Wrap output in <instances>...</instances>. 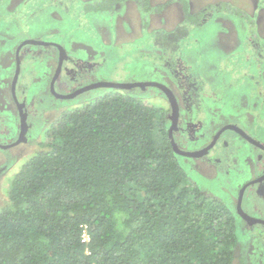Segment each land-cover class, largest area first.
I'll return each instance as SVG.
<instances>
[{"label": "rangeland", "instance_id": "374dc122", "mask_svg": "<svg viewBox=\"0 0 264 264\" xmlns=\"http://www.w3.org/2000/svg\"><path fill=\"white\" fill-rule=\"evenodd\" d=\"M98 2L104 5L103 0L0 3V101L7 105L8 114L0 128L2 141L12 138L9 132L17 130L9 86L16 48L30 39L47 44L44 48L23 46L20 53L18 86L24 88L20 96L33 101L30 114L34 117L32 133L36 135L0 150V206L7 200L5 192L10 180L44 142L47 127L62 114L113 91L92 89L74 99L58 101L48 87L42 90L39 70L48 84L57 69L55 46H61L69 59L55 83L57 93L74 91L66 84V70H72L69 80L73 83L80 77L87 84L158 82L177 93L181 117L173 138L178 144L190 146L191 151L203 149L225 125H236L264 143V0H149L148 12L143 8L144 0H125L111 12L96 7ZM183 4L200 23L185 22ZM164 35L166 39L162 40ZM157 59L165 60V65ZM130 93L167 113L168 104L160 90L133 89ZM227 138L234 139V135L224 132L217 146L227 141L228 151L220 153L216 148L209 154L220 160L217 164L221 171L210 169L201 162L202 157L179 161L185 165L189 180L233 211L240 183L223 173V152L229 158L233 153ZM250 152L258 157V153ZM253 155L244 158L243 150L236 156L248 159L253 167L257 164ZM260 160L259 166H263L264 157ZM244 176L255 175L247 171ZM246 196L247 193L244 208ZM249 230L238 222L237 247H243V251L237 257L243 254L246 264H264V230Z\"/></svg>", "mask_w": 264, "mask_h": 264}, {"label": "trees", "instance_id": "16d2710c", "mask_svg": "<svg viewBox=\"0 0 264 264\" xmlns=\"http://www.w3.org/2000/svg\"><path fill=\"white\" fill-rule=\"evenodd\" d=\"M108 92L49 125L8 183L0 264H246L238 220L188 179L163 109Z\"/></svg>", "mask_w": 264, "mask_h": 264}, {"label": "flooded vegetation", "instance_id": "af4514ba", "mask_svg": "<svg viewBox=\"0 0 264 264\" xmlns=\"http://www.w3.org/2000/svg\"><path fill=\"white\" fill-rule=\"evenodd\" d=\"M30 40H32V39H30ZM33 41L40 42V41H37L35 39ZM40 43H42V42H40ZM33 46L38 47V48L39 47L44 48L47 46V44H45V45H39V44L37 45L36 44ZM17 48H16V50H17ZM22 48L20 49V53H21ZM57 53H58V59H59V52H57ZM66 57L62 61L61 71L63 70V66H65L67 63H69V59H67ZM58 59H57V63H58ZM157 60H160V59H157ZM164 62H165V60H163L162 65ZM14 64H15V57H14ZM74 65H76V64H74ZM32 68L34 69V67H32ZM14 71H15V67H14ZM39 72H40V75H38V74L37 75L39 78L38 79L39 85H41L42 90H45V87H48L50 89L49 92L51 94H53V93L56 94L53 97L55 99H57L58 101L69 100L72 98L74 99V97H76L77 95L79 96L82 94H87V92H89V91H82V89L93 84V83L87 84L86 81L84 79H82V77H80L79 80H77L76 82L74 80V83H73L71 80H69V78H72V76H71L72 70L71 71L66 70V74H67L65 76V77H67V79L65 78L66 84H69L70 89H72L74 91L73 92L69 91L70 93L68 92V93L60 94L59 92L58 93L56 92L55 87H54V90H52L50 88L49 83L51 81L48 83L49 85L47 84V82L45 81V75L43 76V71L39 70ZM7 74L8 75L11 74L10 70H7ZM13 75H14V72H13ZM13 75H12V77H13ZM19 76H20V74H19ZM83 80L85 83L81 84V83H83ZM30 82H31V80H30ZM11 83H12V79L9 82L10 88H11ZM129 83L133 84L136 82H129ZM140 83H158V82L140 81ZM18 84H19V77H18V81L16 83V88H15V97L17 99V103L14 101V98L12 97V94H11V99L13 100L12 105L15 106V119H16V122H15L16 126L15 127L17 130L16 131L12 130L11 132H9V135L12 136V138L6 139L5 141H2L0 139V150H7V149H10L11 147L17 146L14 144L18 141L19 136L21 135L22 132L25 133L24 137H25L26 141H27V138L29 141L32 136L36 135V133H34V132L32 133V130H33L32 126H34L32 119L34 117H32L30 114V105L32 104L33 101L30 102L29 101L30 99L28 100V99L22 98L20 96V93L23 91L24 88H22V85L18 86ZM54 86H55V84H54ZM147 88H152V89H156L159 91L158 88L149 87V86L144 87V88L134 87V88H131L130 90H127V91L130 92L133 89H139L141 91L145 90V92H146ZM169 90L172 92V94L174 95V97L176 98V101H177L179 115H178V120H176V124H177V128H178V126L180 128L179 121H180V117H181V112H180L181 109H180L177 93H175L173 89L169 88ZM10 93H11V91H10ZM80 93H82V94H80ZM159 94L165 98V100L167 101V104H168V111H167V113L165 112L166 113V122L165 123L168 125L167 135L169 138L168 130L171 127V120H170L171 112L169 113L170 104L162 92ZM58 96H68V97L66 99H62V98H59ZM15 103H16V105H15ZM22 103H24V104H22ZM6 112H7V105H4L2 100H1L0 101V123H1L0 128L4 127L2 125L7 120L8 114ZM35 119H36V117H35ZM13 120H14V118H13ZM41 120H42V118L39 120V122H38L39 124H40ZM220 129L214 134L213 139L211 140L210 144L212 143V141H214V138L217 136V133L220 131ZM224 132H226V131H224ZM224 132L221 133V135L218 137L217 141L215 142L216 146L214 144V146L211 148V150H215L216 148H218V149H220V153H222L223 150L228 151L226 148L227 141L220 143V147L217 146L220 139L222 138ZM230 132L234 135V139L227 138L226 140H229V146L231 145L229 150H230V152H233V153H231L232 156H230V158H229V156L226 154V151L223 152V154H224L223 160H224V165H225V169H223V171H224L223 173L229 174L230 176H234L233 182L239 181V183H240V188H239L237 195H236L235 209L233 210L234 212L233 211L232 212L236 216V219L238 220L239 224H241L244 228H246V226L249 227V229H250L249 232L253 233L258 229L264 230V165L259 166L261 164V162H259V161H261L260 159H262V157H264V143L258 139L259 138L258 136L256 138L252 137L246 131L244 132L246 135V138L238 135L234 131H230ZM174 133H175V131H173L172 136H175L177 134V131H176L175 135H174ZM173 140H174L176 146L178 147V149L181 151L192 152V151L198 150L197 148H195L191 151V150H189V149H191L190 146L183 145V144L180 145V142L178 144L174 138H173ZM233 142L236 144H233ZM207 144L205 145V147H207ZM199 149H201V148H199ZM250 149L252 151L258 153V157H257V155H253L250 152ZM211 150H209L207 152V154L204 155V157L200 158V160L204 164H207L210 167V169H213L214 171L215 170L221 171L219 169L218 164H217L218 162H220V160L215 159L214 157L210 158V156H209ZM243 150H244V158H246L248 156V154H251L254 156V159L257 160V162H256L257 164L255 166L252 167L251 163H249L248 159L237 158L238 154H240V152H243ZM237 152H238V154H237ZM180 157H181V160H183L185 162L189 161L190 159H196V158H190V157H186V156H180ZM232 164L235 166H232ZM244 171L245 172L248 171V172H250V175L253 174L255 176L252 178L251 177L247 178L248 175L244 176L245 175ZM243 172H244V174H243ZM258 178H261L260 181L255 183L256 179H258ZM249 182L254 183V184L249 185L250 184ZM245 185H249V186L246 187L244 189V192H243V200L245 199V194L247 193L246 208L242 207L244 214H245L244 215L245 218H243V217H240L236 214V205H237L238 195H239L241 189L243 188V186H245ZM243 200H242V206L245 205V203H243ZM246 218L256 220L257 222L255 223L252 220H247Z\"/></svg>", "mask_w": 264, "mask_h": 264}, {"label": "water", "instance_id": "95a60500", "mask_svg": "<svg viewBox=\"0 0 264 264\" xmlns=\"http://www.w3.org/2000/svg\"><path fill=\"white\" fill-rule=\"evenodd\" d=\"M45 45L44 43H40V42H36L33 40L30 41H25L23 42V44L19 45L16 52H15V71H14V75L12 77V83H11V88L10 91L12 93V97L14 98V101L17 103V99L15 97V88H16V83L18 81V77L19 74L21 72V57H20V49L23 46H27V45ZM58 51H59V59H58V64H57V69L56 72L50 82V88L52 90H54V84L57 81V79L60 76L61 73V65H62V61L63 59H65V51L63 50V48L61 46H56ZM156 87L158 88L166 97V99L168 100L169 104H170V112H171V116H170V120H171V127L168 130L169 133V142L174 150V153H177L180 156H186V157H190V158H200L203 157L205 154H207V152L209 150H211V148L214 146L215 142L217 141L218 137L221 135V133H223L224 131H234L236 132L238 135L243 136L246 138L245 133L236 125H225L223 126L220 131L217 133V136L214 138V141H212V143L210 145H208L207 147L197 150V151H192V152H185V151H181L178 149V147L176 146L174 140H173V131L177 130V124H176V120H178V115H179V110H178V105H177V101L176 98L174 97V95L172 94V92L163 84L160 83H140V82H136V83H114V82H98L92 85H89L85 88L82 89V91H88V90H96V89H109V90H116V91H127L130 90L131 88L134 87H140V88H144V87ZM69 96V95H68ZM68 96H58L59 98L62 99H66ZM24 104V103H22ZM20 112V111H19ZM25 133L22 132L21 135L19 136L18 141L14 144V145H18L21 142L25 141V137H24ZM261 178L256 179L255 183H257L258 181H260ZM254 183H250L249 185H253ZM249 185H246L245 187H243L239 193L238 196V200H237V213L240 217L245 218V214L243 213L242 210V200H243V192L244 189L246 187H248ZM247 220H252L253 222H257L256 220L253 219H248Z\"/></svg>", "mask_w": 264, "mask_h": 264}, {"label": "built area", "instance_id": "2783aa9c", "mask_svg": "<svg viewBox=\"0 0 264 264\" xmlns=\"http://www.w3.org/2000/svg\"><path fill=\"white\" fill-rule=\"evenodd\" d=\"M81 240H82V242H87L88 241V236H87V233H86L85 230L81 234Z\"/></svg>", "mask_w": 264, "mask_h": 264}, {"label": "clouds", "instance_id": "9594fccd", "mask_svg": "<svg viewBox=\"0 0 264 264\" xmlns=\"http://www.w3.org/2000/svg\"><path fill=\"white\" fill-rule=\"evenodd\" d=\"M51 45V44H50ZM56 47V46H55ZM57 48V47H56ZM58 50V49H57ZM59 52V51H58ZM66 56V55H65ZM67 58V57H66ZM68 59V58H67ZM58 64V63H57ZM240 128V127H239ZM241 129V128H240ZM242 130V129H241ZM243 131V130H242ZM244 132V131H243ZM88 241H89V238H88ZM87 241V242H88ZM87 242H83V243H87Z\"/></svg>", "mask_w": 264, "mask_h": 264}]
</instances>
